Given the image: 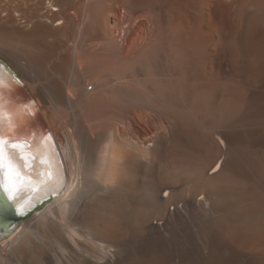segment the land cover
I'll use <instances>...</instances> for the list:
<instances>
[{
	"label": "bare ground",
	"instance_id": "obj_1",
	"mask_svg": "<svg viewBox=\"0 0 264 264\" xmlns=\"http://www.w3.org/2000/svg\"><path fill=\"white\" fill-rule=\"evenodd\" d=\"M0 54V264H264V0H0Z\"/></svg>",
	"mask_w": 264,
	"mask_h": 264
},
{
	"label": "snow or ice",
	"instance_id": "obj_2",
	"mask_svg": "<svg viewBox=\"0 0 264 264\" xmlns=\"http://www.w3.org/2000/svg\"><path fill=\"white\" fill-rule=\"evenodd\" d=\"M12 139H16V137H13ZM6 148L11 155V159H9L5 153ZM20 153V145L12 144L10 141L0 139V213L12 209L14 204L20 199L19 196L15 199H10L4 190L5 173H7L10 181L19 175L13 165V161H15L21 169L27 168V161L21 156Z\"/></svg>",
	"mask_w": 264,
	"mask_h": 264
},
{
	"label": "rangeland",
	"instance_id": "obj_3",
	"mask_svg": "<svg viewBox=\"0 0 264 264\" xmlns=\"http://www.w3.org/2000/svg\"><path fill=\"white\" fill-rule=\"evenodd\" d=\"M0 61L1 62H3V63H5L11 70H13L16 74H17V76L18 77H20V79H22L23 78V76H22V74L19 72V70L10 62V60H8L6 57H4L3 55H1L0 54ZM1 66V65H0ZM8 68V69H9ZM9 69V70H10ZM12 72V71H11ZM19 73V74H18ZM15 83H17V85H20L21 84V82H18V81H16L15 80ZM22 86V85H21ZM33 101H34V99H33ZM32 101V102H33ZM66 135H63V138H64V142H65V144L67 145V143H66V137H65ZM50 202V201H49ZM40 208V209H39ZM38 209H36L35 211H33L32 212V214H34V213H38L39 211H41L43 208H44V206H40ZM24 219H25V217H24ZM21 219H19V221H17V222H14L13 224H12V227H11V229H9L8 231H5V232H1V235H0V242L2 243V242H5V241H7V240H9V239H11L16 233H17V231L19 230V228H21V221H20Z\"/></svg>",
	"mask_w": 264,
	"mask_h": 264
},
{
	"label": "water",
	"instance_id": "obj_4",
	"mask_svg": "<svg viewBox=\"0 0 264 264\" xmlns=\"http://www.w3.org/2000/svg\"><path fill=\"white\" fill-rule=\"evenodd\" d=\"M20 217H24V216H20L18 214H16L15 212L11 211V209L4 211L3 213H0V229L2 226H6L11 224L12 222H17Z\"/></svg>",
	"mask_w": 264,
	"mask_h": 264
}]
</instances>
